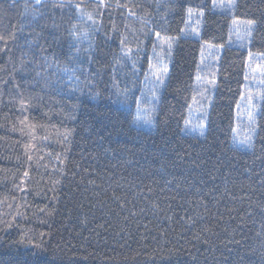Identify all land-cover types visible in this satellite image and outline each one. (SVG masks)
Masks as SVG:
<instances>
[{"label": "trees", "instance_id": "obj_1", "mask_svg": "<svg viewBox=\"0 0 264 264\" xmlns=\"http://www.w3.org/2000/svg\"><path fill=\"white\" fill-rule=\"evenodd\" d=\"M214 1L0 0V264H264V96L251 149L233 143L264 0ZM156 33L169 70L146 130ZM203 43L224 50L200 138L183 124Z\"/></svg>", "mask_w": 264, "mask_h": 264}, {"label": "rangeland", "instance_id": "obj_2", "mask_svg": "<svg viewBox=\"0 0 264 264\" xmlns=\"http://www.w3.org/2000/svg\"><path fill=\"white\" fill-rule=\"evenodd\" d=\"M37 1V0H35ZM104 2L105 0H94ZM236 0H215L216 10L230 12L235 6ZM223 3L232 7H219ZM202 15L191 11L188 16L186 27L182 34L183 37H193L199 39ZM253 25L235 22L232 31L233 45L246 46L251 38ZM156 48L151 54V68L145 77L144 100L136 110V125L140 128L152 129V114L156 110L157 95L163 84H158L153 76L152 69L166 67L169 70L167 60L162 57L159 46L166 48L169 44L168 39L156 38ZM223 48L204 44L200 60L199 76L196 84L197 94L189 110L188 117L184 123V133L187 135L203 138L208 129V115L212 105V99L217 84V66L222 55ZM244 94L237 110L236 129L233 135L234 145L244 151H249L256 134L258 116L260 113L263 93H264V55L251 54L247 68V80ZM201 132L203 134H201ZM250 138V144L244 142L245 138Z\"/></svg>", "mask_w": 264, "mask_h": 264}, {"label": "snow or ice", "instance_id": "obj_3", "mask_svg": "<svg viewBox=\"0 0 264 264\" xmlns=\"http://www.w3.org/2000/svg\"><path fill=\"white\" fill-rule=\"evenodd\" d=\"M218 6L219 7H232L233 4L232 3H229L228 5H224L223 3H221ZM189 12H191L190 9H189ZM89 19H91V17H89ZM248 23L251 24L252 22L249 21ZM73 31H75V28L73 29ZM156 35H157V37H159L160 34L159 33H156ZM169 47H171V44H169ZM129 52H130V50H129ZM150 68H151V65H150ZM167 71H168V69L166 67H161L158 70L157 69H152L153 76L155 77V81L158 84H161V85L163 84V78H164V76H166ZM201 134H203V133L201 132ZM244 142L250 144V138L246 137Z\"/></svg>", "mask_w": 264, "mask_h": 264}]
</instances>
